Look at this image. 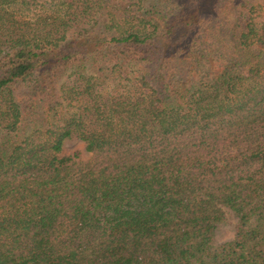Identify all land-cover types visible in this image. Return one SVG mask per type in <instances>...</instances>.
Segmentation results:
<instances>
[{
  "label": "trees",
  "instance_id": "trees-1",
  "mask_svg": "<svg viewBox=\"0 0 264 264\" xmlns=\"http://www.w3.org/2000/svg\"><path fill=\"white\" fill-rule=\"evenodd\" d=\"M123 2L0 0V264H264V0Z\"/></svg>",
  "mask_w": 264,
  "mask_h": 264
},
{
  "label": "rangeland",
  "instance_id": "rangeland-1",
  "mask_svg": "<svg viewBox=\"0 0 264 264\" xmlns=\"http://www.w3.org/2000/svg\"><path fill=\"white\" fill-rule=\"evenodd\" d=\"M122 3L123 0H120ZM63 152L73 153L79 152L81 160L86 161L89 159L90 154L85 152L84 145L77 139L66 140L63 143ZM225 221L221 224L215 226L213 231V245H219L224 242L230 241L234 236V226L236 219L233 217L232 213L225 209Z\"/></svg>",
  "mask_w": 264,
  "mask_h": 264
}]
</instances>
